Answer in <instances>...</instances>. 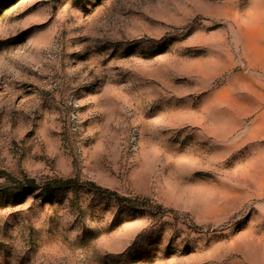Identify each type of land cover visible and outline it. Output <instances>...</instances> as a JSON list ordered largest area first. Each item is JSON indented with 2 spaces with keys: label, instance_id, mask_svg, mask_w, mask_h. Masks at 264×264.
<instances>
[{
  "label": "rangeland",
  "instance_id": "374dc122",
  "mask_svg": "<svg viewBox=\"0 0 264 264\" xmlns=\"http://www.w3.org/2000/svg\"><path fill=\"white\" fill-rule=\"evenodd\" d=\"M0 264H264V0H0Z\"/></svg>",
  "mask_w": 264,
  "mask_h": 264
}]
</instances>
